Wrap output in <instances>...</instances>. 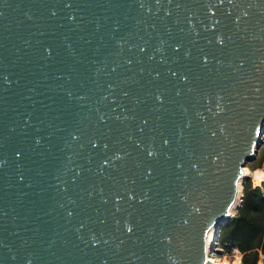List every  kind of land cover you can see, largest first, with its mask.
Returning a JSON list of instances; mask_svg holds the SVG:
<instances>
[{
    "label": "water",
    "instance_id": "1",
    "mask_svg": "<svg viewBox=\"0 0 264 264\" xmlns=\"http://www.w3.org/2000/svg\"><path fill=\"white\" fill-rule=\"evenodd\" d=\"M263 132L264 0H0V264H208Z\"/></svg>",
    "mask_w": 264,
    "mask_h": 264
},
{
    "label": "trees",
    "instance_id": "2",
    "mask_svg": "<svg viewBox=\"0 0 264 264\" xmlns=\"http://www.w3.org/2000/svg\"><path fill=\"white\" fill-rule=\"evenodd\" d=\"M231 244L242 264H264V196L250 181L243 184V200L235 217L220 230L218 245Z\"/></svg>",
    "mask_w": 264,
    "mask_h": 264
},
{
    "label": "rangeland",
    "instance_id": "3",
    "mask_svg": "<svg viewBox=\"0 0 264 264\" xmlns=\"http://www.w3.org/2000/svg\"><path fill=\"white\" fill-rule=\"evenodd\" d=\"M262 143L259 147L255 159L248 163L245 166L244 173H245V179L244 183L246 181H250L253 188H257L261 195L264 196V182H262L259 185H256L251 177V173L257 171V170H264V136L262 137ZM243 183V184H244ZM219 252H215L213 254V258L219 262V263H226V264H234L238 261V264H242L241 261V254L239 250L236 248V246L227 244L225 246H219L217 247ZM258 264H262V261H260Z\"/></svg>",
    "mask_w": 264,
    "mask_h": 264
},
{
    "label": "bare ground",
    "instance_id": "4",
    "mask_svg": "<svg viewBox=\"0 0 264 264\" xmlns=\"http://www.w3.org/2000/svg\"><path fill=\"white\" fill-rule=\"evenodd\" d=\"M264 136V132L262 133V137ZM245 175V173H244ZM251 177L253 179V181L255 182L256 185H259L261 184L262 182H264V170H257L253 173H251ZM233 211L231 213V216H233ZM225 225V224H224ZM223 225V226H224ZM220 225H216L213 230H212V233L209 237V241H208V250H209V261H208V264H222V263H219L217 262L214 258H213V254L215 252H219V250L217 249L216 246H218V238L219 236L216 234L217 233V229L219 228ZM223 264H226V263H223ZM234 264H238V261L235 262Z\"/></svg>",
    "mask_w": 264,
    "mask_h": 264
},
{
    "label": "snow or ice",
    "instance_id": "5",
    "mask_svg": "<svg viewBox=\"0 0 264 264\" xmlns=\"http://www.w3.org/2000/svg\"><path fill=\"white\" fill-rule=\"evenodd\" d=\"M219 3L222 4V3H223V0H219ZM229 11H231V9H229ZM245 15H248V13H245ZM237 19H239V17H237ZM216 38H217L218 40H222V39H223L221 36H217ZM177 47H179V45H177ZM186 55H190V53H186ZM207 59H208V57L205 56V57H204V60L207 61ZM160 98H161V97L158 96V99H160ZM217 107L219 108V105H217ZM201 115H202V113H201ZM188 123H189V125H190V124H191V121H189ZM181 135H183V133H181ZM213 135H215V134L213 133ZM165 143H167V141H165ZM105 147H107V145H105ZM17 155H19V153H17ZM148 155H149V156L155 155V151H154V150H149ZM119 157H120V154H117V157H116V158H119ZM4 163H5V161L0 160V166H3ZM104 163L107 164L108 161L105 160ZM177 167H179V165H177ZM194 167H195V165H194ZM149 171H151V170H149ZM116 199L119 200V199H121V197L117 196ZM69 215H71V213H69ZM127 230H128L129 232H131L133 229H132V227H128ZM150 231H151V230H150ZM93 240L95 241V237H93ZM26 264H32V261H31V260H28V261L26 262Z\"/></svg>",
    "mask_w": 264,
    "mask_h": 264
}]
</instances>
